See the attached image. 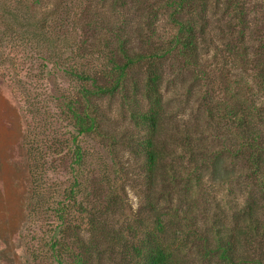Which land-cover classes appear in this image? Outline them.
I'll list each match as a JSON object with an SVG mask.
<instances>
[{
  "label": "rangeland",
  "instance_id": "obj_1",
  "mask_svg": "<svg viewBox=\"0 0 264 264\" xmlns=\"http://www.w3.org/2000/svg\"><path fill=\"white\" fill-rule=\"evenodd\" d=\"M19 1L0 0V264L55 263L49 254L55 236L54 208L63 190L70 187L72 176L54 155L45 165L38 154L42 141L69 139L64 133L68 124L64 104L73 98L78 85L63 72L72 64L70 30H81L79 35L90 50L96 39L109 42L110 30L125 23L133 48L159 56L152 60L160 68L163 127L174 148L171 160L164 159L159 171L169 166L190 171L195 179L193 189L200 197L192 222L178 224L193 229L185 228L189 236L185 232L175 236L174 227L167 226L162 238L175 252L182 250L176 252L181 264H224L217 232L228 239V232L240 220L238 211L252 202L257 203L253 206L257 219L264 221V152L260 150L264 147V81L258 72L264 69V0H207L205 13L194 16L200 50L196 61L186 51L170 49L178 30L174 19L189 16L181 13L180 18H172L173 7L165 5L169 0H123V4L122 0H23L18 5ZM101 22L107 29L99 30ZM109 44L110 49L117 48L115 40ZM45 61L51 64L41 74ZM147 63L132 69L127 81L129 100L119 95L99 102L108 131L122 141L116 156H110L106 144L91 138L82 147L95 159L94 168L102 169L103 160L111 179L120 182L112 169H124L121 208L148 227L153 211L143 202L144 157L126 149L139 133L130 113L135 105H148ZM237 100L261 111L254 112L258 135L255 140L251 137L250 146L240 145L239 132L219 112L231 109ZM185 139L194 150L179 145ZM215 155L223 159L216 176L211 167ZM203 156L205 160H200ZM193 158L199 160L195 166ZM165 187L157 182L160 204L154 201V207L167 211L166 223L168 212L180 205L163 196ZM239 243L234 257L237 264H264V242L242 236ZM66 259L64 264H74L71 257Z\"/></svg>",
  "mask_w": 264,
  "mask_h": 264
},
{
  "label": "trees",
  "instance_id": "obj_2",
  "mask_svg": "<svg viewBox=\"0 0 264 264\" xmlns=\"http://www.w3.org/2000/svg\"><path fill=\"white\" fill-rule=\"evenodd\" d=\"M22 1L20 0L18 5ZM206 1L169 0L165 3L173 7L172 18L174 16L180 18L181 13H187L189 16L183 20L174 19L178 30L174 40L170 43L172 45L170 49L186 51L192 61L198 60L200 56L199 45L196 43L194 16L197 12L205 11ZM120 2L125 3L123 0ZM162 7L163 5L159 8ZM100 24V31L107 29L108 25L104 26L102 22ZM126 28L125 23L121 27H113L110 30L109 42L115 40L117 44L115 50L109 48L111 43L109 44L105 39L102 42L96 39L93 47L87 50L84 46L85 40L81 38L82 35H79L81 30L78 31L76 27L70 30V53L73 58L70 60L72 64L63 69V72L78 85L73 98L64 104L66 108L64 116L68 119L64 133L69 139L51 138V141H42L41 152L38 154L42 159V164L45 165L49 164L50 158L53 160L52 155H54L58 165L62 168L66 166L64 170L72 176L70 187L63 190L60 195L61 199L57 201L54 208L55 225L52 231L55 236L49 243L51 251L49 254L56 264H64L66 258L70 257L72 259L70 262L74 264H105L107 262L108 264H181V259L176 252L182 250L175 252L172 245L167 244L162 236L166 233L167 226H173L175 229L173 235L177 236L179 233L184 235L185 232L188 237L185 230L187 227H181L178 224L180 222L190 224L196 217L194 212L200 207V197L197 196L198 191L193 189L192 181L195 179L190 171H185L183 168L184 171L179 172V169L175 170L172 166L164 172L159 171L164 159H170L171 152L174 151L170 141L172 137L163 127L165 112L160 88V68L155 65L156 61L152 60L159 59V56L148 55L147 50L140 51L133 48L131 37L126 35ZM141 44L144 43L141 42ZM146 45L150 46L149 43ZM75 60L79 61L78 65L74 64ZM145 60L148 62L145 80V99L148 105L146 107L135 105V110L131 111V119L139 133L126 145V149L144 157L142 163V182L145 185L143 202L147 203L148 208L153 211L152 224L148 223V227L143 225L145 221L135 219L131 213L124 212L121 208L123 206L121 190L122 185L126 184L127 174L123 172L124 169L117 167L112 169L114 172L112 174L120 177V182L117 179H111L110 172L104 168L103 160L101 161L102 169L94 168L92 164L95 159H90V154L82 147V142L86 138H91L106 144L110 156H116L117 147L122 141L113 138L112 131H108L107 120H104L105 115H103L99 102L102 98H116L119 95L122 100H129L130 97L126 93L127 81L132 69ZM49 62L51 64V61ZM49 62L45 61L42 64L41 74L48 67ZM263 63L264 61L261 62ZM56 66L54 64L51 67L54 74ZM258 72L264 81L263 66ZM49 73H51L50 70ZM133 88L134 90L139 89L136 84ZM27 100L30 99L27 98ZM232 106L227 111L221 109L219 112L223 117H227V124L239 132L237 135L241 139L240 145L250 146L251 137L255 140L258 135L254 112L260 114L261 111L255 110L252 103L244 104L239 100L234 101ZM179 145L182 148L194 150L191 147V141L187 139L179 141ZM260 150L264 152V147ZM257 159L260 160V158ZM200 160H205V157H200ZM222 160L221 155L214 156L211 162L214 176L217 175L215 173ZM197 161H199L197 158H193L191 164L195 166L194 163ZM158 181L166 185L163 196L178 201L180 205L175 209H168L170 212H168L166 223L164 217L167 211H164L162 207H158L159 209L154 207V201L160 204L156 196ZM182 204H184V209H181ZM254 205L256 207L257 203L246 204L241 212L238 211L240 220L236 217L239 221H235L236 224L228 232V239H222L220 233L217 232L216 235L219 238L217 248L222 252V257L225 259L224 264H237L234 257L242 236L245 239L255 237L264 242V221L257 219L254 214ZM75 215L78 216L75 217ZM80 223H83V228ZM82 230H84L83 236L81 235Z\"/></svg>",
  "mask_w": 264,
  "mask_h": 264
}]
</instances>
